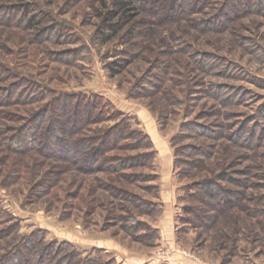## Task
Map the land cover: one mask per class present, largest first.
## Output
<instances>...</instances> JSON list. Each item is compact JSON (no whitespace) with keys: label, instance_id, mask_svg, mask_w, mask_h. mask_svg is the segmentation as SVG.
<instances>
[{"label":"rangeland","instance_id":"374dc122","mask_svg":"<svg viewBox=\"0 0 264 264\" xmlns=\"http://www.w3.org/2000/svg\"><path fill=\"white\" fill-rule=\"evenodd\" d=\"M112 1L0 0V6L27 4L40 19L31 30L0 25V65L37 89L99 94L149 137L154 157L148 164L127 166L123 159L145 149L125 148L107 153L97 164L90 165L88 152L67 163L10 152L11 140L0 138V208L13 218L3 216L0 230L16 222L18 235L37 232L46 242L68 244L81 258L106 264H264V9L258 10V0H209L188 13L195 1L147 0L159 10L153 16L139 14L123 30L127 40L133 31L151 29L134 51L137 57L126 63L117 55L127 47L122 38L104 43L98 36L97 12ZM222 13L230 19L226 24L215 20ZM47 26L65 39L33 36ZM71 51L78 52L76 57ZM201 59L213 66L199 67ZM151 75L163 81L152 95L140 94ZM47 100L9 110L27 119ZM190 122L225 130L220 139L175 138L178 147L199 144L210 151L201 167L179 177L182 166L174 162L171 139ZM244 124L256 129L253 149L228 138V129ZM182 154L183 159L191 156ZM214 177L241 198L228 209L202 208L214 216L202 225L184 213V206L196 205L187 201L186 185ZM228 178L245 186L232 185ZM14 236L1 244L14 243Z\"/></svg>","mask_w":264,"mask_h":264},{"label":"trees","instance_id":"16d2710c","mask_svg":"<svg viewBox=\"0 0 264 264\" xmlns=\"http://www.w3.org/2000/svg\"><path fill=\"white\" fill-rule=\"evenodd\" d=\"M160 0H157L159 2ZM176 1V0H174ZM185 4L196 2L195 8H189L188 13L195 12L209 0H181ZM104 10L97 12L100 18V26L98 36L102 42H109L116 37L122 38V44L126 45L124 50L117 55L122 57V61L129 62L137 57L134 53L142 47L141 41H145L149 36L151 29L137 30L129 33V39H124L123 30L127 25L136 22V18L141 13L153 16L158 5H149L147 0H113L110 5L102 3ZM248 5V2L243 6ZM259 11L264 9V0L257 1ZM174 7V4L170 5ZM232 8V7H231ZM183 14H187V10H180ZM0 12L6 13V17H0V25L25 27L26 30L36 28L40 23L38 14L34 12L27 4L18 6H0ZM167 20L171 17L167 12ZM174 19V18H173ZM224 21L226 24L230 21L229 17L219 14L215 20ZM52 28L47 26L38 29L33 36L39 37L38 40L45 38L53 40H64L63 35H56L50 31ZM121 34V35H120ZM133 34L134 36L130 35ZM132 37L136 39L132 40ZM124 45V46H125ZM77 51H71L70 56L76 57ZM201 59L198 61L199 67H212L213 65ZM117 62V61H116ZM114 62V66H118L119 61ZM160 75L166 74L163 68L155 69ZM163 79L159 76L151 75L146 79V86L141 90L143 95H152L153 91L159 86ZM161 81V82H162ZM4 86L0 91V138L9 141L6 149L16 154L24 155L29 153H38L44 159H51L59 162H73L74 158L79 154L88 152V162L90 165L95 164L102 156L113 150L129 149L132 151H145L133 155L130 159H123L128 166H136L148 164L154 157V150L149 137L135 129L129 119L124 114L115 109L113 105L99 94H84L75 92H62L49 90L46 88L37 89L32 82L15 77L8 69L0 65V86ZM139 94V92H138ZM48 99V100H47ZM47 100L39 109L29 115L27 119L21 118V114L10 111L13 105L30 106L39 104ZM228 102L233 103V98L228 97ZM18 119L22 120V125L14 126V122ZM10 122V123H9ZM11 122H13L11 124ZM104 122H113L108 127L102 129L95 127L91 129V125L96 126ZM190 125V126H189ZM219 128V127H218ZM183 133L174 136L171 139V145L175 148V163L181 164L178 176L189 177V170L198 169L210 156V151L202 145L189 144L184 147H178L175 138L184 139L201 138L204 140L220 139V132L225 129L219 128V131L213 128H206L196 125L195 122L184 123ZM223 129V130H222ZM228 138L237 146L253 149L257 138H255L256 129L254 126L249 129L247 126L241 125L235 131L228 129ZM27 131V134L21 132ZM88 133V134H87ZM84 136V137H83ZM12 137V139H10ZM187 152L191 155L189 159H183L180 156ZM97 164V163H96ZM186 166L188 169H185ZM188 170V171H187ZM214 178H203L199 181H191L186 185L187 201L196 205L191 207H183L184 213L191 214L201 224L207 225L211 223L214 216L206 214V210H214L216 206H223L224 209L231 208L240 201V193H235L228 189H223L217 185ZM224 180V178L222 179ZM226 181L238 187H244L245 184L236 179L228 178ZM205 208V211H201ZM223 209V210H224ZM1 210L0 219L7 216L8 221L13 218L9 213ZM19 225L12 222L9 227L0 230V264H106L100 259L81 258V255L75 248L68 244L54 245L52 242H46L44 236L38 237L37 232L29 235H18ZM14 233V243H1L6 236ZM13 244V245H12Z\"/></svg>","mask_w":264,"mask_h":264}]
</instances>
